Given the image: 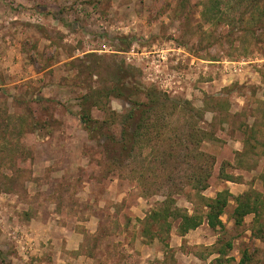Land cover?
Returning a JSON list of instances; mask_svg holds the SVG:
<instances>
[{
  "label": "rangeland",
  "instance_id": "obj_1",
  "mask_svg": "<svg viewBox=\"0 0 264 264\" xmlns=\"http://www.w3.org/2000/svg\"><path fill=\"white\" fill-rule=\"evenodd\" d=\"M148 93L179 107L151 111L115 166L122 95ZM195 120L214 158L201 195L230 196L223 228L180 235L150 215L207 210L185 173ZM251 189L264 197V0H0V264H264V218L231 216Z\"/></svg>",
  "mask_w": 264,
  "mask_h": 264
},
{
  "label": "trees",
  "instance_id": "obj_2",
  "mask_svg": "<svg viewBox=\"0 0 264 264\" xmlns=\"http://www.w3.org/2000/svg\"><path fill=\"white\" fill-rule=\"evenodd\" d=\"M147 97L146 101H138L130 98V95H122L123 100L129 105V109L122 117V129L117 138L111 134H106L107 138H110L117 145L116 150L118 154L111 159L115 166H123L121 160L131 155L133 144L140 141L142 142L141 136L144 134V131L150 127V124L147 122L151 111L165 106L166 101H168L173 107H179V104L171 102L166 97L163 100V97L161 98L158 94L151 95L148 93ZM186 106H188V103H182L180 105L181 108ZM192 116H197V120H200V116L196 113L192 114ZM78 117L80 123L89 134L98 130L97 125H99L100 128L102 126L101 122L99 123L98 121L92 119L90 108L88 106H83L81 108ZM198 121L195 120L191 123L188 137L184 140L185 143L183 146L186 150V165L188 169L191 168L189 173L186 172L187 169L185 173L189 182L192 184L191 188L195 190L200 199L204 200L203 206L206 207L207 210L204 216L197 213L188 214L186 211L182 212L179 209L170 210L171 208L169 205H166L162 211H153L150 217L155 220L156 223H164L166 232L170 230L172 223H177V229L179 230L180 235H183L188 230L197 228L203 220L206 221L208 227L212 230L223 228V222L220 219V216H222L225 212L228 205V196H230V194L228 191L223 190L216 193L214 198H204L201 195V191L206 189L208 186V180L211 176V167L214 164V158L204 153L199 147L205 136V131H202V129L199 128ZM132 122H135L136 124L135 128L131 132L129 131V127ZM156 123L157 120L154 124ZM170 155L172 156V154ZM121 157L122 159H120ZM234 201L235 206L231 216L236 225L241 224L243 218L249 214L253 216V223L261 225L264 218V197L262 193L251 189L236 195L234 197ZM259 233L260 229L256 235L259 236ZM225 246L228 249L231 244L227 243ZM226 248L217 250L218 255L223 256Z\"/></svg>",
  "mask_w": 264,
  "mask_h": 264
},
{
  "label": "crops",
  "instance_id": "obj_3",
  "mask_svg": "<svg viewBox=\"0 0 264 264\" xmlns=\"http://www.w3.org/2000/svg\"><path fill=\"white\" fill-rule=\"evenodd\" d=\"M222 218V216H220V219ZM204 222V221H203ZM205 223H206V221H205Z\"/></svg>",
  "mask_w": 264,
  "mask_h": 264
}]
</instances>
